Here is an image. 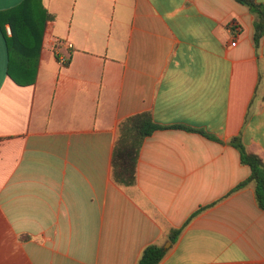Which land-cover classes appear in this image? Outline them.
<instances>
[{
	"label": "crops",
	"instance_id": "obj_1",
	"mask_svg": "<svg viewBox=\"0 0 264 264\" xmlns=\"http://www.w3.org/2000/svg\"><path fill=\"white\" fill-rule=\"evenodd\" d=\"M41 4L49 18L17 82L0 31V264H137L168 243L159 264H264V211L252 183L235 189L250 171L229 143L264 162L257 13L235 0ZM141 113L165 129L122 187L118 126Z\"/></svg>",
	"mask_w": 264,
	"mask_h": 264
},
{
	"label": "trees",
	"instance_id": "obj_2",
	"mask_svg": "<svg viewBox=\"0 0 264 264\" xmlns=\"http://www.w3.org/2000/svg\"><path fill=\"white\" fill-rule=\"evenodd\" d=\"M235 1L259 16L253 38L256 44L264 31V5L257 4L254 0ZM48 18L41 0H23L10 9L0 11V31L4 37L7 54L6 72L12 80L18 81L14 72L17 73V70L23 68L29 54L33 53L32 45L29 44L32 40L38 39L43 24ZM5 26L10 28V36H7ZM175 128L192 131L181 126H175ZM162 129L165 127L155 123L149 113L131 116L119 124L112 155V178L118 185L130 187L136 184V167L140 149L147 137ZM199 133L212 138L204 132L199 131ZM229 143L238 151L240 163L247 166L250 171L248 178L235 189L252 183L256 203L264 211V162L258 155L248 151L238 137L232 138ZM204 209L197 210L189 220ZM182 229L183 226L169 231L167 239L171 244L176 242ZM166 252L167 249L164 247L150 244L142 250L137 264H159Z\"/></svg>",
	"mask_w": 264,
	"mask_h": 264
},
{
	"label": "built area",
	"instance_id": "obj_3",
	"mask_svg": "<svg viewBox=\"0 0 264 264\" xmlns=\"http://www.w3.org/2000/svg\"><path fill=\"white\" fill-rule=\"evenodd\" d=\"M7 32L9 33V29H8V28H7ZM68 47L70 48L71 45L68 44ZM58 60H59L61 63H65V61H66L64 58H58Z\"/></svg>",
	"mask_w": 264,
	"mask_h": 264
},
{
	"label": "water",
	"instance_id": "obj_4",
	"mask_svg": "<svg viewBox=\"0 0 264 264\" xmlns=\"http://www.w3.org/2000/svg\"><path fill=\"white\" fill-rule=\"evenodd\" d=\"M169 245V243L167 244V246ZM167 246H164V248L166 249Z\"/></svg>",
	"mask_w": 264,
	"mask_h": 264
}]
</instances>
